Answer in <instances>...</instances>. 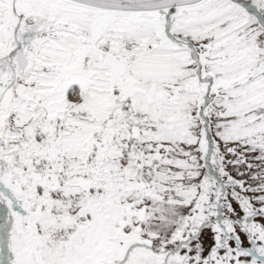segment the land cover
Returning <instances> with one entry per match:
<instances>
[{
  "label": "snow or ice",
  "instance_id": "snow-or-ice-1",
  "mask_svg": "<svg viewBox=\"0 0 264 264\" xmlns=\"http://www.w3.org/2000/svg\"><path fill=\"white\" fill-rule=\"evenodd\" d=\"M0 264H264V0H0Z\"/></svg>",
  "mask_w": 264,
  "mask_h": 264
}]
</instances>
